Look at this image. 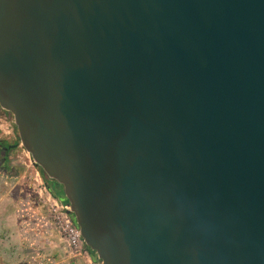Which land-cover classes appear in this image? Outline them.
Here are the masks:
<instances>
[{
	"label": "water",
	"instance_id": "95a60500",
	"mask_svg": "<svg viewBox=\"0 0 264 264\" xmlns=\"http://www.w3.org/2000/svg\"><path fill=\"white\" fill-rule=\"evenodd\" d=\"M0 106L102 264H264V0H0Z\"/></svg>",
	"mask_w": 264,
	"mask_h": 264
},
{
	"label": "crops",
	"instance_id": "0c3cea01",
	"mask_svg": "<svg viewBox=\"0 0 264 264\" xmlns=\"http://www.w3.org/2000/svg\"><path fill=\"white\" fill-rule=\"evenodd\" d=\"M11 154L12 150H0V178L5 181L0 188V264H102L90 250L86 255H72L46 221L36 189L26 181L30 174L26 165L20 181H15Z\"/></svg>",
	"mask_w": 264,
	"mask_h": 264
},
{
	"label": "built area",
	"instance_id": "2783aa9c",
	"mask_svg": "<svg viewBox=\"0 0 264 264\" xmlns=\"http://www.w3.org/2000/svg\"><path fill=\"white\" fill-rule=\"evenodd\" d=\"M31 167L32 165H28L29 169ZM29 173L27 182L37 191L40 205L45 211L46 221L51 223L58 231L66 243V247L71 251L74 257L88 254L90 248L84 241L68 201L63 200L53 193L41 171L38 169H31Z\"/></svg>",
	"mask_w": 264,
	"mask_h": 264
},
{
	"label": "rangeland",
	"instance_id": "374dc122",
	"mask_svg": "<svg viewBox=\"0 0 264 264\" xmlns=\"http://www.w3.org/2000/svg\"><path fill=\"white\" fill-rule=\"evenodd\" d=\"M1 139L8 140L11 143H19L18 146H15L13 149H11L12 150L11 156L14 160L13 163L15 167V169L13 170V174L14 176H16L15 179L16 182L20 181L19 177L24 169L23 166L25 165L26 167H28V165L30 166L32 165V167L29 170L38 169L42 173L41 167L35 163L31 153L24 147V145L20 140L13 114L9 111H6L2 107L0 108V140ZM2 171L3 169L0 168V175L2 174ZM27 177H26V181H27ZM43 177L46 178L48 176L43 175ZM4 182H5L4 178L3 179L0 178V188L3 187ZM16 189L17 187L15 188V190ZM48 226L50 225L48 224ZM64 244L66 246L65 242ZM64 264H66V262Z\"/></svg>",
	"mask_w": 264,
	"mask_h": 264
},
{
	"label": "flooded vegetation",
	"instance_id": "af4514ba",
	"mask_svg": "<svg viewBox=\"0 0 264 264\" xmlns=\"http://www.w3.org/2000/svg\"><path fill=\"white\" fill-rule=\"evenodd\" d=\"M0 108H1V106H0ZM18 145H19V143H11L8 140H4V139L0 140V150L3 151L4 153L9 152L12 149V147L14 148L15 146H18ZM49 180L51 181V179H49ZM52 186L55 189H57V187L60 188L59 185H57V184H55V185L52 184Z\"/></svg>",
	"mask_w": 264,
	"mask_h": 264
},
{
	"label": "trees",
	"instance_id": "16d2710c",
	"mask_svg": "<svg viewBox=\"0 0 264 264\" xmlns=\"http://www.w3.org/2000/svg\"><path fill=\"white\" fill-rule=\"evenodd\" d=\"M41 170H42V169H41ZM42 173H43L44 176H47V175L44 173L43 170H42ZM46 180H47L48 184L50 185V187H51L53 193H54L55 195L59 196L60 198H62L63 200L67 201V199H66L65 196H64V192H63L62 188H58V187H57V189H55V188H53V186H52V182L49 180L48 177H46ZM90 251L93 252V253H95V251H93V250H91V249H90Z\"/></svg>",
	"mask_w": 264,
	"mask_h": 264
}]
</instances>
